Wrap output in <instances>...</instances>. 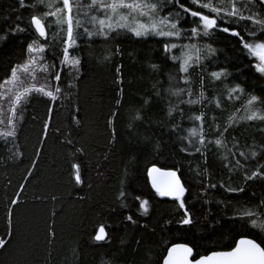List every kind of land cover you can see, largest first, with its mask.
Returning a JSON list of instances; mask_svg holds the SVG:
<instances>
[{"label":"snow or ice","instance_id":"snow-or-ice-1","mask_svg":"<svg viewBox=\"0 0 264 264\" xmlns=\"http://www.w3.org/2000/svg\"><path fill=\"white\" fill-rule=\"evenodd\" d=\"M121 38L141 45L127 53V74ZM88 61L114 69L107 104L93 98L107 109L102 144L78 139ZM38 102L45 112L21 179L32 183L53 137L73 190L87 169L110 186L97 215L115 217L120 230L117 238L109 224L93 227L87 252L65 246L66 264H264V140L256 139L264 137V0H12L0 9V165L24 163L18 130ZM64 108L65 122L53 127ZM14 187L0 200V254L53 264L65 185L33 192L31 203L48 208L42 241L18 219L27 184ZM154 202L172 206L155 225ZM141 233L159 238L153 246Z\"/></svg>","mask_w":264,"mask_h":264},{"label":"trees","instance_id":"trees-1","mask_svg":"<svg viewBox=\"0 0 264 264\" xmlns=\"http://www.w3.org/2000/svg\"><path fill=\"white\" fill-rule=\"evenodd\" d=\"M12 0H0V9L7 8ZM120 46L125 52L123 57V63L125 64V73L127 74L132 70V65L127 57L128 52L140 50L141 45L137 44L134 40L128 38H121ZM147 48L155 49L156 45L150 43L146 46ZM120 62V58L117 59ZM240 62L237 61V64ZM114 69L109 66H99L95 61H88L84 66V76L79 84V102L83 109L82 115L84 117V127L81 130L78 139L81 142L87 144H102L103 140L100 137L103 135V122L104 115L103 112L107 109H101L93 103V98H99V95L104 96V102L107 104L108 97L111 95V85L110 82L113 78ZM245 76H248V83L251 85L253 83V78L248 75L247 71L240 79L243 80ZM259 86V85H257ZM45 106L42 102H38L35 105V109H30L26 114V121L23 127L18 130L19 139L17 143L20 144L22 150L25 153L24 163L17 162L16 165L12 166H2L0 165V200L3 199V194L5 191L12 193L15 191L16 185L19 183H26L27 189L24 191V196L29 200L26 206H22L17 212L20 217H27L26 221L32 227V231L28 233L29 236L38 235L43 240V227L44 220L48 208L42 204L33 205L31 203V198L33 192L36 190L46 191L53 181H57L65 187L61 188L60 191L63 192L66 202L63 206L62 213L56 218V230H57V241L56 249L54 252V262L53 264H66L65 257L67 260H71L70 252H66L65 246H75L79 244L84 251H88L85 245L87 244L88 236L87 233L91 232L93 227L98 226L100 223H106L111 225V230L117 238L120 235V230L117 229L115 223V217L109 218L107 212H103L97 215L99 208L98 204L105 203L113 198V192L109 185L101 183L97 180L90 169L85 172V185L79 190H73L72 185L69 183V160L63 155L64 150L56 143L53 137L48 138L47 146L44 148L43 154L38 158L39 168L36 170L37 174L32 178V183H28L21 179L22 175L26 174L23 170L28 164V159L31 158L33 153V147L37 142V132L40 127V121L44 116ZM68 115V109L64 108L62 111H58L55 119L53 121V127L58 124L65 122V117ZM32 116L36 117V120L31 119ZM255 131L254 129H249L248 131L241 130L244 136L248 135V132ZM256 139L264 140V137L257 136ZM3 141L0 140V145ZM11 180L12 186L7 189L5 185ZM92 184V190H89L87 184ZM143 182H141L142 184ZM34 185H38V189H34ZM145 192L148 189H144ZM72 192V196L68 197V193ZM77 191L79 195L86 197L83 203L77 201ZM91 199H87V197ZM50 207V206H49ZM154 216L151 220L153 225L160 219L161 215L167 214L171 210L170 203H153ZM4 205L0 203V230L3 229V211ZM159 230H157L158 232ZM145 235V238L153 246L158 240V235ZM227 235V233H226ZM171 238L175 242H181L183 235L180 232H175L172 234ZM39 248L41 251L44 250L43 244L39 243ZM0 260L4 261L5 264H12V258L7 254H0Z\"/></svg>","mask_w":264,"mask_h":264}]
</instances>
